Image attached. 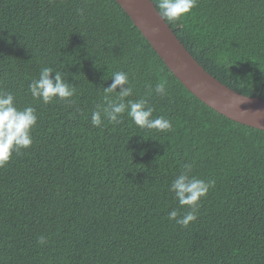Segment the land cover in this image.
Wrapping results in <instances>:
<instances>
[{"label":"trees","instance_id":"16d2710c","mask_svg":"<svg viewBox=\"0 0 264 264\" xmlns=\"http://www.w3.org/2000/svg\"><path fill=\"white\" fill-rule=\"evenodd\" d=\"M165 22L208 74L264 102V0H198ZM44 67L75 87L73 103L32 98ZM118 71L125 99H147L170 131L127 113L91 124ZM0 91L37 113L31 148L0 168V264H264V131L191 95L115 0H0ZM186 164L216 183L182 227L169 188Z\"/></svg>","mask_w":264,"mask_h":264},{"label":"clouds","instance_id":"9594fccd","mask_svg":"<svg viewBox=\"0 0 264 264\" xmlns=\"http://www.w3.org/2000/svg\"><path fill=\"white\" fill-rule=\"evenodd\" d=\"M198 0H158L159 16L167 22H178L189 15L197 6ZM112 83L104 89L103 106L91 114V124L94 127L102 125V116L112 123L122 122V115L127 113L135 126L142 130L170 131L172 124L164 117L153 118L154 109L149 106L147 99L126 100L132 96L133 90L129 75L118 71L112 75ZM166 81H161L155 86V93L161 97L167 96ZM119 88V91L117 89ZM28 91L33 99H38L44 104L57 100L73 103L71 98L75 95V87L68 83L60 72H54L51 67H44L38 79L28 85ZM115 93L116 98L111 94ZM151 94V89L149 90ZM260 118L264 114L257 111ZM37 125V113L34 107H17L14 95L9 91H0V168L6 166L13 156L21 150L31 148L33 144L32 132ZM171 182L170 192L174 194L179 206L187 211L180 215L177 210H172L169 220H175L177 225L187 227L198 218L202 199L206 198L209 190L215 186V180H203L191 175L192 166L186 164ZM38 243L46 244L44 236L39 237Z\"/></svg>","mask_w":264,"mask_h":264},{"label":"water","instance_id":"95a60500","mask_svg":"<svg viewBox=\"0 0 264 264\" xmlns=\"http://www.w3.org/2000/svg\"><path fill=\"white\" fill-rule=\"evenodd\" d=\"M171 74L191 95L217 114L264 131V102L222 85L190 55L163 20L151 0H115Z\"/></svg>","mask_w":264,"mask_h":264}]
</instances>
